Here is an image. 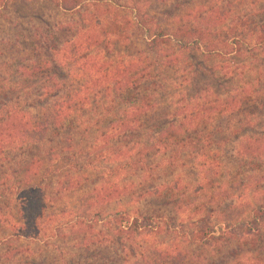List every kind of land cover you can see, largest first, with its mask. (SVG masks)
<instances>
[{
    "label": "trees",
    "instance_id": "16d2710c",
    "mask_svg": "<svg viewBox=\"0 0 264 264\" xmlns=\"http://www.w3.org/2000/svg\"><path fill=\"white\" fill-rule=\"evenodd\" d=\"M49 1L77 17L46 27L47 38L30 45L34 58L25 57L16 69L10 63L0 65V224L9 226L11 236L17 239L20 229L44 242L55 238L73 242L81 259L92 258L99 250L100 259L86 264H188L183 243L204 245L209 241L219 247L236 245L229 259L219 264H264L250 255L264 250V205L255 206L248 220L240 219L241 205L217 183L219 166L207 158L205 146L195 145L205 141L210 148L214 135H233L240 165L253 171L264 168V136L252 133L257 119L261 116L264 120V89L250 84L232 88L217 84L205 89L185 81V85L180 83L182 91L173 97L177 98L174 113L167 121L153 122L148 128L156 108V93L151 88L157 84L158 58L164 56L169 68L180 64V57L163 52L161 45L174 40L183 50L223 58L241 54L250 40L263 46L264 7L243 15L238 12L247 0H216L215 4L203 0L180 16L167 34L156 29L147 45L152 56L138 52L117 57L118 48L127 49L134 23L121 16L114 3ZM156 1L167 5L172 0ZM5 2L0 0V9ZM135 15L142 29L156 21L153 16ZM36 31L40 37L42 30ZM223 68L226 81L234 79L230 67ZM90 112L95 119H90ZM240 130L248 135L240 136ZM68 132L83 138L96 135L87 148L85 165L70 168L79 174L81 169L103 163L107 169L98 179L90 181L87 173L77 175L53 167L61 165L59 153L67 151L70 155H65L66 160H77ZM182 153L205 160L198 166L203 177L199 188L217 200L215 212L222 220L218 236L211 221L217 218L213 212L194 221L186 217L183 223L193 228L190 233L172 218L129 210L107 212L115 204L146 199H167L177 212L191 211L188 204L179 205L174 200L177 196L186 200V187L175 178L162 185L156 176L163 160L169 163L166 170L174 169ZM52 175L57 176L53 195L41 197L44 182ZM88 182L92 185L88 194L79 197L72 209L56 212L55 202L75 194ZM222 200L223 205L227 203L225 211L220 209ZM10 202L15 204L16 219L5 214ZM200 207L193 214L202 212ZM6 215L10 219L2 221ZM102 251H113L116 258ZM11 254L16 258L23 250H10L4 256L10 259Z\"/></svg>",
    "mask_w": 264,
    "mask_h": 264
},
{
    "label": "rangeland",
    "instance_id": "374dc122",
    "mask_svg": "<svg viewBox=\"0 0 264 264\" xmlns=\"http://www.w3.org/2000/svg\"><path fill=\"white\" fill-rule=\"evenodd\" d=\"M94 1L114 3L117 11L121 16L131 19L134 23L133 28L130 31V41L128 47L118 48L116 50L118 56L128 55L134 56L138 52L149 53L147 45L154 39L156 29H160L164 34H167L174 25H176L180 19V16L187 13L189 9L204 3L203 0H172L167 5H161L156 0H84V4L88 5ZM248 2L240 6L239 14L242 12L249 13L251 15L254 12H258L264 7V0H247ZM254 2V4L251 2ZM215 4L216 0H206V4ZM208 4V5H210ZM137 11V12H136ZM136 13L145 15L146 17H155V22H150L147 28H139L136 18ZM248 14V15H249ZM76 14L64 13L59 8L55 7L49 0L31 1L26 2L24 0H6L3 8L0 9V65L1 63H10L12 69H16L18 64L21 65L22 59L32 56L34 46L32 41H44L48 33L46 27L53 26L55 23L66 22L69 20H75ZM41 29L42 34L40 37L36 36L37 29ZM46 36V37H45ZM45 37V38H43ZM251 44L246 45L243 48V52L238 55H233L229 58L223 57H209L205 56L202 51L198 50H183L181 44L176 41L161 45L160 49H163L166 53H174L179 56V66L169 68L164 64V56H160L157 61V73L156 74V86H152V90L155 91L156 108L154 113L150 116L148 128H150L153 122L161 124L167 121L169 117L174 113V105L176 103L178 92L182 90L180 83L185 85L189 83L196 84L202 88L211 85L216 88L219 85H224L227 88L232 87H244L249 85L251 87L257 86L264 89V45L255 46L254 40H250ZM31 45V46H30ZM154 57V56H153ZM168 62V60H167ZM25 64V62H24ZM23 64V65H24ZM26 65V64H25ZM229 66L234 79L226 81L224 77L223 66ZM214 72V73H212ZM5 75V74H4ZM228 78H230L228 76ZM227 82V83H224ZM157 91V92H156ZM87 117V112L83 114ZM90 119H95L93 114L89 113ZM256 129L252 133L264 136V120H261V116L257 119ZM237 126V125H234ZM238 127V126H237ZM69 133V132H68ZM72 143L75 145V158L76 161L66 160L65 155L70 153L65 152V155L59 153V146L56 147L59 156L61 158L60 164H53L56 169L68 170L73 174H77L74 169L70 167H83L86 153L90 150L87 148L92 145L94 134H90L87 138H83L81 134H71ZM240 136L248 135L246 132L241 131ZM185 137L181 136V139ZM214 144L209 148V145L204 143L195 144L205 146L204 153L210 160H213L216 165L219 166V180L217 183L223 184L226 191H229V196L232 197L242 210V216L240 219L248 220L251 216V210L255 206L264 205V168L257 171H253L247 165H240L239 157L236 154L235 149L238 147L237 140L229 134H217L211 139ZM55 139V143H56ZM215 143H218L215 145ZM219 145V146H218ZM50 147H54L51 145ZM197 147V146H196ZM200 147V146H199ZM61 149V148H60ZM81 152L84 153L81 155ZM194 152V151H193ZM74 153V152H73ZM72 153V155H73ZM74 158V159H75ZM162 158H167L166 155ZM179 159V158H178ZM52 160H54L52 158ZM204 159L196 160L193 154H181V159L175 160L174 169L166 170L169 168V163L166 160L162 161V169L158 171L157 182L162 185H166L169 180L175 178L176 183L182 188L186 187V194L188 197L183 199L177 196L174 200L179 205L188 204L191 211L187 213L177 212L174 209L173 204H169L167 199H146L141 201H124V203L115 204L114 207L107 210V212L115 213L119 211H132L146 215H159L166 219L172 218L174 221H180L185 231L190 233L193 231L192 227H188L186 217H191L194 220L202 219L203 216L210 215L213 212V217H217L215 211L216 201L211 199V194L202 193L199 188L200 183L203 184V177L199 175L202 171L198 169V166L203 163ZM73 171H72V170ZM107 166L103 163H99L90 169H81V173L77 175H83L87 173V178H91L90 181L98 179L102 173H105ZM87 171V172H86ZM5 178V177H4ZM44 182V189L41 197L52 196L54 189L56 188L57 176L52 175L46 178ZM199 183V184H198ZM197 185V186H196ZM92 185L88 182L83 185L81 190H77L72 195H68L67 198L62 199L59 203L55 202L56 212H60L66 209H72L74 204L77 203L79 197L86 195L90 192ZM215 189V188H212ZM213 190L210 191L212 193ZM224 192V189H223ZM215 193L217 195L218 193ZM69 197V199H68ZM179 197V198H178ZM218 198V197H217ZM173 199V198H172ZM211 200V202L209 201ZM210 202V204H208ZM224 200L221 201L220 209L225 211L227 206L223 205ZM7 209L5 214H8L12 219H16L15 204L13 202L7 203ZM202 208V212L199 214H193L196 208ZM207 206V208H206ZM6 208V207H2ZM214 211H213V210ZM185 214V216L183 215ZM6 215L2 221L9 220L10 217ZM1 217V215H0ZM211 220L214 223L215 236H218V231L222 227V220L220 218ZM65 221V218L63 219ZM206 224V223H205ZM21 237L17 239L16 236H11L9 226L0 224V264H86L90 262H97V255L90 257H82L80 251L75 248L73 242L64 241L55 238L49 242L41 241L21 232ZM177 236V235H175ZM174 237V236H173ZM168 239V238H167ZM165 241H169V239ZM189 241V240H188ZM206 243V242H205ZM184 252L187 254L189 260L188 264H219L222 259H229V254H232L236 248L235 244H222L221 247L211 241L202 245L200 243H183ZM10 250H23V254L15 258V254H11L10 259L5 257L7 251ZM262 250V249H261ZM258 250L252 252L251 258L262 260L264 263V250ZM103 254L108 255L111 258H116V253L111 251H102ZM7 259V260H6Z\"/></svg>",
    "mask_w": 264,
    "mask_h": 264
}]
</instances>
